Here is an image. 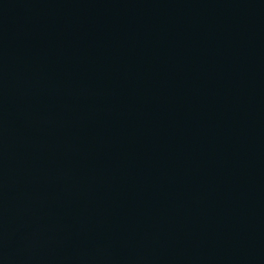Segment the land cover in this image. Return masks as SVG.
<instances>
[{
  "label": "water",
  "instance_id": "95a60500",
  "mask_svg": "<svg viewBox=\"0 0 264 264\" xmlns=\"http://www.w3.org/2000/svg\"><path fill=\"white\" fill-rule=\"evenodd\" d=\"M0 264H264V0H0Z\"/></svg>",
  "mask_w": 264,
  "mask_h": 264
}]
</instances>
